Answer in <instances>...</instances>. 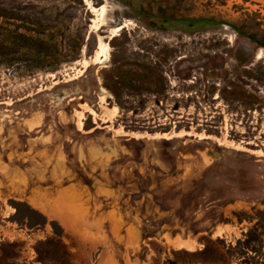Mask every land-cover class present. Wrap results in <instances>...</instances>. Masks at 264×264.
<instances>
[{"label": "rangeland", "instance_id": "374dc122", "mask_svg": "<svg viewBox=\"0 0 264 264\" xmlns=\"http://www.w3.org/2000/svg\"><path fill=\"white\" fill-rule=\"evenodd\" d=\"M0 45V264H264V0H0Z\"/></svg>", "mask_w": 264, "mask_h": 264}, {"label": "bare ground", "instance_id": "6f19581e", "mask_svg": "<svg viewBox=\"0 0 264 264\" xmlns=\"http://www.w3.org/2000/svg\"><path fill=\"white\" fill-rule=\"evenodd\" d=\"M103 57H104V54H103V53H99V54H98V59H99V60H103Z\"/></svg>", "mask_w": 264, "mask_h": 264}, {"label": "trees", "instance_id": "16d2710c", "mask_svg": "<svg viewBox=\"0 0 264 264\" xmlns=\"http://www.w3.org/2000/svg\"><path fill=\"white\" fill-rule=\"evenodd\" d=\"M18 35H19V37H23V38H25V37H24L25 35H21L20 33H19ZM25 39H31V38L29 37V38H25ZM0 48H3V46L0 45Z\"/></svg>", "mask_w": 264, "mask_h": 264}]
</instances>
